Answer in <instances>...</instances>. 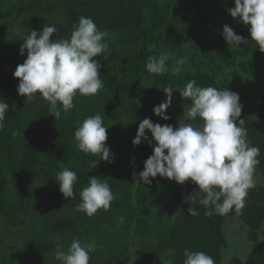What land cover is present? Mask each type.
I'll return each instance as SVG.
<instances>
[{
    "label": "trees",
    "instance_id": "trees-1",
    "mask_svg": "<svg viewBox=\"0 0 264 264\" xmlns=\"http://www.w3.org/2000/svg\"><path fill=\"white\" fill-rule=\"evenodd\" d=\"M209 2L215 8V17L206 23L226 48L223 26L228 25L240 35L236 26L239 19L225 16L219 0ZM166 6L167 0H66L65 26L45 18L39 22L23 21L24 28L29 30L42 31L45 24L55 26L57 32L50 38L55 40L70 38L79 18L91 17L98 30L113 32L121 40L123 70L118 85L100 76L104 87L95 96H81L77 92L75 106L61 111L56 120L49 114V102L39 93L27 101L18 94L19 79L13 73L26 59L20 55L22 42L17 37H7L6 22L0 23V99L9 105L4 127L0 129V264H61L55 259L56 245L62 244L66 250L73 239L96 242L97 250L90 253L89 264H127L131 259L129 247L134 245L139 253L136 264H183L185 249L203 251L215 264H221V253L227 245L223 226L233 216L242 221L247 238L256 244L244 260L233 257L229 264H264V185L255 184L248 190L241 214L233 210L224 216L208 217L197 198L194 207L200 215L193 217L187 212L190 204L185 197L199 191L198 186L190 180L179 184L159 175L149 178L151 184H144L139 178L133 203V173L139 175L155 147L154 140L151 146L144 140L133 145L139 122L149 118L154 124L178 127L184 107L191 105L190 99H183L178 90L191 80L201 87L227 88L239 95L243 107L237 125L243 119L249 146L260 148V163L255 171L264 180V97L248 89L243 81L245 76L249 80H264V52L253 58L244 44L232 45L242 58L239 64L243 74L238 75L218 78L205 68L187 71L183 66L177 75L151 74L146 70L148 56L167 51L172 56L167 62L171 67L177 58H193L192 39H206L203 29L172 24ZM5 17L0 12V22ZM205 45L212 48L209 42ZM168 86L177 91L165 113L170 119L165 121L154 114L153 108L166 99L162 89ZM122 108L130 114L133 125L120 118ZM95 114H100L108 127L105 143L110 149V163L99 154L80 151L74 138L78 125ZM191 123L203 122L197 118ZM17 131L20 134L14 136ZM145 134L151 140V133L146 130ZM65 167L77 175L74 197L67 199L55 179ZM93 176L107 180L116 199L109 210L100 209L88 217L74 209L81 202L80 192ZM154 209L160 212L156 218L152 214ZM121 216L125 218L122 224ZM152 221L158 223L153 233ZM131 226L134 237L127 241L124 234ZM9 233L18 236V242L4 248L2 238Z\"/></svg>",
    "mask_w": 264,
    "mask_h": 264
},
{
    "label": "clouds",
    "instance_id": "clouds-1",
    "mask_svg": "<svg viewBox=\"0 0 264 264\" xmlns=\"http://www.w3.org/2000/svg\"><path fill=\"white\" fill-rule=\"evenodd\" d=\"M234 5L227 11L231 17L250 26L251 41L224 25L222 34L226 43L239 47L254 41L264 52V0H234ZM56 32L55 26L45 24L42 31L32 30L25 35L20 55L27 50V58L13 73L19 79L18 94L27 101L39 93L49 102V114L55 120L61 116V111L67 112L75 106L73 99L77 92L81 96H95L104 87L99 72L101 65L95 58L108 48V33L98 30L91 17L81 16L68 39H50ZM170 59L171 53L167 51H162L159 56L150 55L146 59V70L156 75L179 74L186 58L175 59L169 67ZM162 90L166 99L155 106L153 112L167 121L170 116L165 113L177 90L171 86ZM178 91L183 99L191 101L190 106L184 107L178 127L154 124L149 118L139 122L133 145H140L144 140L151 146L152 140L155 141L153 152L139 173L140 180L151 184L149 178L159 175L179 184L189 180L195 183L199 191L185 197V202L190 204L187 212L193 217L200 215L194 207L197 198L208 217L213 214L224 216L233 210L241 214L248 190L255 187L254 174L260 163V148L249 146L245 121L240 119L237 125L243 107L239 95L227 88L201 87L195 80L188 81ZM8 109L9 105L0 99V129L4 127ZM197 118L203 123H191ZM107 128L100 114L85 118L74 132L78 149L86 154H99L102 160L110 163V149L105 143ZM146 130L151 133V140L145 134ZM19 134L13 132L14 136ZM55 179L63 196L73 198L76 173L65 167ZM115 199L107 180L89 177L88 185L80 192L81 202L74 211L92 217L100 209L109 210ZM124 219L119 217V223L122 224ZM96 250L94 240L82 243L73 239L66 250L62 244L56 245L55 259L61 264H89L90 253ZM183 256V264H215L214 259L203 251L185 249Z\"/></svg>",
    "mask_w": 264,
    "mask_h": 264
},
{
    "label": "rangeland",
    "instance_id": "rangeland-1",
    "mask_svg": "<svg viewBox=\"0 0 264 264\" xmlns=\"http://www.w3.org/2000/svg\"><path fill=\"white\" fill-rule=\"evenodd\" d=\"M65 1L66 0H0V12L6 15V32L7 37H17L23 43L25 35L30 34L32 30L24 28V20H31L39 22L40 18H45L50 22H55L63 26L66 25L65 17ZM164 2L165 0H161ZM169 6L167 7V16L172 24L179 27H194L196 29H203L206 39L204 42L200 38H194L191 40L195 50H191L192 59H189V55L184 56L186 58V64L183 65V69L187 71H193L196 68L202 67L207 71L215 74L218 78L223 76H232L234 74H243L240 71V56L235 52L232 45H228L223 48L221 44L223 40L209 28V24L206 20L213 18L215 8L210 5L209 0H167ZM223 7L225 16H229L227 9L234 7V0H219ZM236 26L239 27L240 36L251 41L250 33L248 31L249 25L243 24L240 20L236 22ZM41 31L40 29H35ZM108 36L106 42L108 48L102 53L101 56L95 59L100 63L99 69L100 76L109 82H114V85H118L122 79V45L119 36L113 32H107ZM237 35L238 33L235 32ZM218 39V40H217ZM205 42H209L212 48H208ZM220 42V43H219ZM249 50L250 55L253 58L259 56L262 52L256 42L244 44ZM192 47V48H193ZM207 53L204 54V52ZM261 55V54H260ZM24 57L27 58V50H25ZM232 62V63H228ZM8 73H12L11 69L7 70ZM243 81L249 86L248 89L254 91L257 95H263L264 97V80L243 78ZM120 118L127 125H133L130 114L125 109H120ZM139 180V175L133 176L132 182V200L135 203L136 193L135 188ZM254 180L256 185H264V180L261 174L255 171ZM154 217H158L160 212L158 209L152 211ZM158 225V223H157ZM156 222L152 221L151 231L156 232ZM264 229V224L262 226ZM2 226L0 225V232ZM224 237L226 240V247L221 253V264H229L231 258L238 257L244 260L251 249L256 243L250 241L247 238L246 226L240 221L237 216L228 217L225 220L223 226ZM125 240H131L134 237V226H131L129 231L124 234ZM18 242V236L14 234H7L2 238V247L9 248ZM129 253L131 259L127 264H136L139 253L134 246L129 247Z\"/></svg>",
    "mask_w": 264,
    "mask_h": 264
}]
</instances>
